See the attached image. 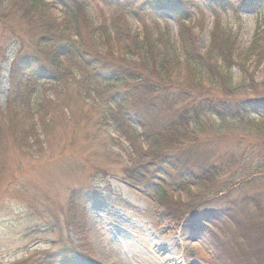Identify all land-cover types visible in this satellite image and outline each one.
<instances>
[{
	"label": "trees",
	"instance_id": "trees-1",
	"mask_svg": "<svg viewBox=\"0 0 264 264\" xmlns=\"http://www.w3.org/2000/svg\"><path fill=\"white\" fill-rule=\"evenodd\" d=\"M53 1L62 7V19L40 0H0V45L7 40L17 50L6 73L0 152L12 140L25 157L40 158L58 115L68 122L73 113L66 99L33 107L30 97L42 82L58 98L72 90L92 122L82 145L95 150L70 160L72 167L88 168L90 177L113 174L139 188L155 206L135 214L166 232L207 238L208 264H264V0H202L214 14L204 52L196 47L198 22L187 6H195L192 1L98 0L115 12L112 29L102 26L100 34L82 1ZM242 10L253 11L255 19L240 47L238 33L220 16ZM143 11L173 16L178 54L159 53L147 31L139 38L119 25L121 14L142 18ZM4 61L0 51V84ZM179 68L185 77L176 82ZM254 147L260 156L248 163ZM82 187L66 188L62 212L71 220L96 193L93 186ZM223 219L234 229L227 232L229 244L219 241L215 229ZM59 232L67 242L60 258L90 257L85 237L75 245ZM11 264L43 261L25 257Z\"/></svg>",
	"mask_w": 264,
	"mask_h": 264
},
{
	"label": "rangeland",
	"instance_id": "rangeland-1",
	"mask_svg": "<svg viewBox=\"0 0 264 264\" xmlns=\"http://www.w3.org/2000/svg\"><path fill=\"white\" fill-rule=\"evenodd\" d=\"M80 1L92 27L97 28V34L103 30L102 26L112 29L113 9L98 0ZM189 1L196 3L195 6L187 5L193 11L192 21L202 24V27L197 24L194 28L196 47L204 52L214 14L202 0ZM40 3H45L54 17L63 18V9L55 1L40 0ZM142 13V18L121 14L119 25L130 29L139 38L147 31L159 53L178 54L177 22L173 16L166 11ZM220 17L238 33L239 46L246 45L253 31L255 13L248 10L238 14L222 12ZM0 47L6 57L0 84L1 110L9 95L6 83L8 65L17 50L16 46L8 45L7 40L1 42ZM174 77L176 82L183 80L184 68L176 70ZM30 81L34 83V80ZM48 85L44 82L36 85L35 93L30 97L32 106L48 98L56 99L61 105L66 99L73 116L66 122L58 115L49 140H44L47 151L38 159L25 157L12 140L6 141L0 152L3 166L0 168V264H11L25 257L32 262L43 261V264H208L207 238L183 234L180 230L166 232L164 227L156 226L146 216L135 214H145L155 206L139 188L113 174L97 173L90 177L88 168L80 172L75 165L71 166L70 160H82L95 154L94 147L83 146L81 142L83 131L92 128V122L81 114L79 99L72 90H69L68 98L63 97L64 94L58 98ZM5 139L13 138L5 134ZM259 156L258 147L248 150V163L255 162ZM96 158H99L98 154ZM78 186L87 189L93 186L96 193L79 205L74 220H71L70 213L63 215L62 212L67 199L66 188ZM180 195L185 199L184 193ZM109 199L120 204H111ZM122 201L135 211L126 209ZM232 228L228 220L220 221L215 228L219 241H227L230 233L233 234ZM59 229L62 236L68 234L67 241L71 244L77 245L81 237H85L90 257L60 258L58 253L67 242L60 236Z\"/></svg>",
	"mask_w": 264,
	"mask_h": 264
}]
</instances>
